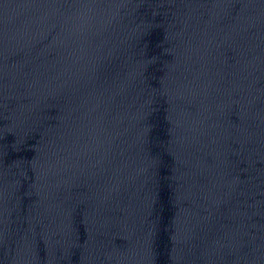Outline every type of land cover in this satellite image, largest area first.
<instances>
[{
    "label": "water",
    "instance_id": "obj_1",
    "mask_svg": "<svg viewBox=\"0 0 264 264\" xmlns=\"http://www.w3.org/2000/svg\"><path fill=\"white\" fill-rule=\"evenodd\" d=\"M10 264H264V0H81Z\"/></svg>",
    "mask_w": 264,
    "mask_h": 264
}]
</instances>
